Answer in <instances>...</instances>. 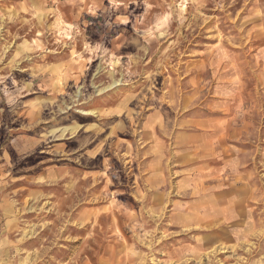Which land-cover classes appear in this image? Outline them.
Segmentation results:
<instances>
[{
	"label": "clouds",
	"instance_id": "clouds-1",
	"mask_svg": "<svg viewBox=\"0 0 264 264\" xmlns=\"http://www.w3.org/2000/svg\"><path fill=\"white\" fill-rule=\"evenodd\" d=\"M0 264H264V0H0Z\"/></svg>",
	"mask_w": 264,
	"mask_h": 264
}]
</instances>
